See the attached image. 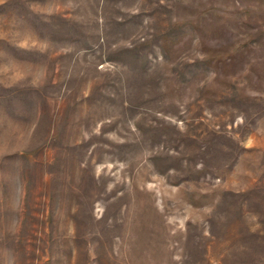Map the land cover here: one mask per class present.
Returning <instances> with one entry per match:
<instances>
[{
	"label": "rangeland",
	"instance_id": "1",
	"mask_svg": "<svg viewBox=\"0 0 264 264\" xmlns=\"http://www.w3.org/2000/svg\"><path fill=\"white\" fill-rule=\"evenodd\" d=\"M0 264H264V0H0Z\"/></svg>",
	"mask_w": 264,
	"mask_h": 264
}]
</instances>
